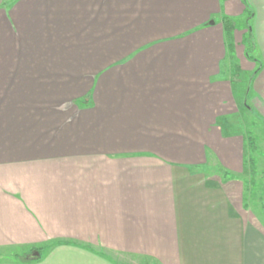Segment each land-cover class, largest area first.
Instances as JSON below:
<instances>
[{
	"label": "crops",
	"instance_id": "obj_1",
	"mask_svg": "<svg viewBox=\"0 0 264 264\" xmlns=\"http://www.w3.org/2000/svg\"><path fill=\"white\" fill-rule=\"evenodd\" d=\"M247 7L264 95V0H0V264H264L222 20Z\"/></svg>",
	"mask_w": 264,
	"mask_h": 264
},
{
	"label": "rangeland",
	"instance_id": "obj_2",
	"mask_svg": "<svg viewBox=\"0 0 264 264\" xmlns=\"http://www.w3.org/2000/svg\"><path fill=\"white\" fill-rule=\"evenodd\" d=\"M243 34L244 32L242 30H238L237 38L239 41H237V51H235L234 49L233 53L229 54L228 70H230L229 72L233 73V66L235 64L240 65L238 58H241L244 62L245 69L241 68L242 74L244 75V77L246 76L248 77V79L250 78V83L248 82V79H246L247 82L245 83L244 78V80L241 79L239 81V77H237L238 79L236 80H238L239 83L235 84V94L237 97H241L242 104L246 102L249 105V109H241L238 114V117L235 116L236 123L232 126L239 129L241 128L240 134H242L243 136H245V134L250 131L252 133V137L255 138L256 147L255 151H253V156L256 157L258 160V173L256 179L257 184L253 186L250 184V175L249 171H247L246 168V204H248V206H250L254 212L260 215L262 221H264V95L258 94L256 89L254 88L255 78L253 79V72L257 65L255 61L251 58V56L257 57L260 62H262V64L263 58L256 42L254 43L256 44L255 49L248 50L247 48H245V45L243 43ZM247 51H249L252 55L249 56ZM250 85L251 89H249ZM248 89L249 91L247 93ZM259 107H261V110L259 109ZM247 147L248 146H246V152L248 154L249 147ZM111 254L114 257L116 256V259L117 261H119L120 264H152L151 260L139 256H129L118 253Z\"/></svg>",
	"mask_w": 264,
	"mask_h": 264
},
{
	"label": "trees",
	"instance_id": "obj_3",
	"mask_svg": "<svg viewBox=\"0 0 264 264\" xmlns=\"http://www.w3.org/2000/svg\"><path fill=\"white\" fill-rule=\"evenodd\" d=\"M254 17V11L250 8H246L245 12L243 15L241 16H236V17H229V16H223L222 20H223V25L224 28L226 30V34H227V38H228V47L230 50V53L232 54L234 49H235V43H234V37H235V31L236 30H242L244 32L243 34V43L245 45V48H247L248 50L250 49H255V39H254V32H253V28H252V19ZM254 39V40H253ZM248 55L251 56L252 54H250L249 51ZM251 58L255 61L257 67L255 68L254 72H253V78L256 76V74H258L262 68H263V64L262 62H260V60L257 57H253L251 56ZM233 73H232V77L234 81V85L237 84V77H239V81L241 79H243L245 81V83L247 82L246 79H248V77H244V75L242 74V70L239 64H235L233 66ZM235 72V73H234ZM250 79V78H249ZM248 79V82H249ZM252 80V79H251ZM238 81V82H239ZM250 83V82H249ZM249 89H251V85L249 86ZM249 89L247 90V93L249 91ZM245 108L249 109V105L245 102ZM252 109V108H251ZM246 139H247V147L249 150L248 154L246 152V160H245V164H246V168L247 171H249V175H250V179L249 182L250 184L253 186L255 184H257V163L258 160L256 157H254L253 155V151H255V147H256V142H255V138L252 137V133L250 131H248V133L246 134ZM254 146H253V145ZM254 149V150H253Z\"/></svg>",
	"mask_w": 264,
	"mask_h": 264
},
{
	"label": "water",
	"instance_id": "obj_4",
	"mask_svg": "<svg viewBox=\"0 0 264 264\" xmlns=\"http://www.w3.org/2000/svg\"><path fill=\"white\" fill-rule=\"evenodd\" d=\"M38 256V255H40V252H39V250H36L35 252H32V258L34 257V256Z\"/></svg>",
	"mask_w": 264,
	"mask_h": 264
}]
</instances>
